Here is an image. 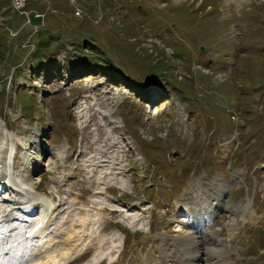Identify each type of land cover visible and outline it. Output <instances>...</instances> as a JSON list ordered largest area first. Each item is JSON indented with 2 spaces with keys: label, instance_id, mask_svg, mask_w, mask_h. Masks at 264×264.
<instances>
[{
  "label": "rangeland",
  "instance_id": "rangeland-1",
  "mask_svg": "<svg viewBox=\"0 0 264 264\" xmlns=\"http://www.w3.org/2000/svg\"><path fill=\"white\" fill-rule=\"evenodd\" d=\"M24 9L0 0V128L35 190L53 199L45 249L74 238L69 264H95L101 249V264H155L158 237L187 243L177 225L193 189L227 192L226 211L251 205L253 179L264 188V0H27ZM263 201L243 222L220 208L201 224L231 251L220 261L264 263Z\"/></svg>",
  "mask_w": 264,
  "mask_h": 264
},
{
  "label": "bare ground",
  "instance_id": "bare-ground-1",
  "mask_svg": "<svg viewBox=\"0 0 264 264\" xmlns=\"http://www.w3.org/2000/svg\"><path fill=\"white\" fill-rule=\"evenodd\" d=\"M229 2L234 7L240 8L246 0H229ZM23 5L24 4H21L20 7ZM16 138L25 148L27 147V142L24 143L23 140L18 137ZM110 147L111 146L109 145V148ZM30 148L31 147L27 149ZM13 149L17 150L18 148L12 140V135L7 129L0 128V192L4 194L0 199V207L2 205L11 208L12 210L9 215H7V217L10 218L7 223L4 222L0 225V231L6 229V232L8 231L11 233L10 237L14 239L15 243H9V255L5 256L1 253L7 249L8 246L4 247L3 242H0V264H63L62 262L69 264L70 257L76 253V250L74 251V246L76 245L75 243H77V240L75 241L71 234L70 238L72 237L74 241L72 242V247L63 242L61 243V246L58 247L59 244L55 242L54 244L58 248H55L54 250H51L52 248L45 249L47 246L50 247L49 245L53 243L50 239H45L44 236L46 232L47 216L55 209L53 199L48 195H40L35 192V187L30 179L32 169L28 167L26 162L22 165H18L15 162V153L12 152ZM55 154L59 156L58 161L63 163L65 159L63 154L57 151H55ZM21 179L24 180L23 182L25 184L24 186L19 187L21 186L19 185ZM236 179L241 182H244L245 180L243 175L236 176ZM202 187L193 189L191 193L185 194L184 196L183 215L186 216L185 219H187V221L180 222L178 220L177 225L179 230H184L183 238L187 241V243L185 242V246H183L184 248H178L177 243L174 241L168 248L164 245V237H158L157 240L160 254L158 260L153 259L155 260V264H166L167 262H170L171 264H225V262L220 261L221 259L219 260V258L221 256L229 255L231 251L225 252L222 250L224 242L221 243V239L220 241L217 240L216 237H214V232L207 229L203 231V227H201L203 222L209 221L213 214L222 207L220 197L223 194V190H220L219 193H216L215 190H212V192H206ZM250 201L253 206L252 200ZM249 203L247 202V204L241 208L243 209L241 212L236 209L238 208L237 206H230L227 209L229 217L234 221L236 216H240L242 222L251 218L253 214ZM109 211L118 213V211L114 209ZM39 221H41L43 225L35 231L32 236L25 237L23 234L27 228ZM132 222L135 225L138 220L134 218ZM183 222L188 226L187 229H185L186 227H180V224L183 225ZM188 228L190 229L188 230ZM67 234L69 235L70 233ZM229 235L231 237V234ZM209 236L216 241L211 243L213 239L209 238ZM9 241H11L10 238ZM38 241L41 242L40 245H37ZM164 246L166 247L164 248ZM42 251L46 252L45 255L42 254ZM98 255L99 257H97L95 264H101L106 259L105 255L107 254L101 249ZM210 257H212L211 260L209 259ZM88 262L91 263L92 261ZM115 262L116 259L113 261L112 258H110L109 264H115ZM226 264L232 263L226 262Z\"/></svg>",
  "mask_w": 264,
  "mask_h": 264
},
{
  "label": "built area",
  "instance_id": "built-area-1",
  "mask_svg": "<svg viewBox=\"0 0 264 264\" xmlns=\"http://www.w3.org/2000/svg\"><path fill=\"white\" fill-rule=\"evenodd\" d=\"M13 5L18 8L21 4L25 3V0H12Z\"/></svg>",
  "mask_w": 264,
  "mask_h": 264
},
{
  "label": "flooded vegetation",
  "instance_id": "flooded-vegetation-1",
  "mask_svg": "<svg viewBox=\"0 0 264 264\" xmlns=\"http://www.w3.org/2000/svg\"><path fill=\"white\" fill-rule=\"evenodd\" d=\"M152 95H153V92H151L150 94L146 95L145 97H142L141 96V98L146 99V100H149L150 98L155 97V95L154 96H152ZM256 204L259 207L261 205V202L257 200V203Z\"/></svg>",
  "mask_w": 264,
  "mask_h": 264
},
{
  "label": "trees",
  "instance_id": "trees-1",
  "mask_svg": "<svg viewBox=\"0 0 264 264\" xmlns=\"http://www.w3.org/2000/svg\"><path fill=\"white\" fill-rule=\"evenodd\" d=\"M39 63H40V61L37 64H39Z\"/></svg>",
  "mask_w": 264,
  "mask_h": 264
}]
</instances>
